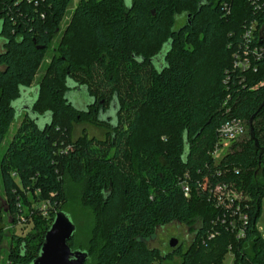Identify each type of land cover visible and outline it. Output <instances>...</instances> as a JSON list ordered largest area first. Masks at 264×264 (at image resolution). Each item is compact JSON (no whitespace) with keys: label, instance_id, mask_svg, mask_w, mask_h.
<instances>
[{"label":"trees","instance_id":"obj_1","mask_svg":"<svg viewBox=\"0 0 264 264\" xmlns=\"http://www.w3.org/2000/svg\"><path fill=\"white\" fill-rule=\"evenodd\" d=\"M72 2L0 0V148L18 113H25L0 160V185L15 226L30 217L26 207L35 212L27 234L11 235L5 264L38 257L67 202L66 177L85 182L82 202L94 212L97 234L88 248L73 239L69 245L89 251L93 264H162L177 257V264H222L229 247L234 264H264V238L256 230L264 197V59L240 71L232 58L245 26L256 21L264 32V0H257L259 11L250 0H79L60 34ZM58 34L36 97L22 109ZM124 73L130 83L123 95ZM73 91L91 103L77 108ZM234 119L247 132L215 162L217 130ZM83 125L105 138L85 129L76 136ZM206 177L211 188L226 182L242 195L245 239L220 223ZM198 222L186 250L163 254L147 244L159 227ZM2 240L0 230V264Z\"/></svg>","mask_w":264,"mask_h":264},{"label":"rangeland","instance_id":"obj_2","mask_svg":"<svg viewBox=\"0 0 264 264\" xmlns=\"http://www.w3.org/2000/svg\"><path fill=\"white\" fill-rule=\"evenodd\" d=\"M79 0H73L72 5L69 8L68 15L63 19L62 21V27H61V32L66 28L68 23L71 20L72 14L74 12V8L77 6ZM181 24L179 22L177 25ZM60 34L57 35L55 38L54 42L52 43L51 48L47 51L46 57L41 64L40 68L38 69L36 79L31 87L30 90L24 92V97L23 101L21 104V108L25 109V105L30 104V102L35 99L36 94H35V89L38 83L42 80L43 76L45 75V71L47 70V67L51 63V59L53 58L54 54H56L57 48H58V43H59V38ZM188 47H190V44L186 43ZM2 49V45L0 43V50ZM122 86H123V95L128 93V83H130V78L127 74L122 75ZM109 91V90H107ZM70 99L72 103L79 109H84L88 104L91 103V99L84 94L83 91L81 93L73 91L71 93ZM15 104V103H14ZM24 111L21 110V113L19 112L17 115V122H15L12 127L10 128V131L5 139L4 144L0 148V160L3 157L6 148L9 144V142L12 141L14 134L16 133V130L18 129L22 119H23ZM20 117V118H19ZM48 116L45 118H41L39 125L44 126L48 122ZM128 121H125L124 127L126 128L128 126ZM84 129H87L88 135L89 136H95L96 138H105V132L102 130H97L94 127H91L89 125H83V126H78L76 128V136L81 135ZM1 184V182H0ZM64 186H65V194L67 197V202L65 205L62 206V210L65 211L70 219L72 220L73 224L76 225L77 230L76 233L73 237V240H75L74 244L76 247H82V248H88L89 243L91 241V238L93 236L96 238L97 234H94V227L96 224L94 212L91 208L86 207L83 202H82V194L83 191L85 190L86 184L81 183V184H75L69 180V178L64 179ZM261 202V213L258 218L257 222V230L260 231L262 236L264 237V197ZM5 198H4V193L2 190V187L0 185V230L3 235V240H2V251H3V260L1 264H5V259H6V254L8 253V243H10L9 240H11V235L12 234H19V235H25L29 230L32 228V218L33 215H35L34 211H30L29 207H26L25 211L29 213L30 217L29 218H24V224H16L9 219V216L7 214V208ZM34 208H37L35 205ZM199 224V222L195 226H189V225H184L180 223H171L167 226L164 227H159L156 235L151 237L150 239L147 240V244L150 248H158L163 254L169 253L172 248L170 247V241L173 238L178 239L179 245L182 248V250L188 249L192 241L194 239V229L196 226ZM96 240V239H95ZM234 255L229 251V254H227L226 258L224 259L222 264H234ZM178 261H180V258H175V261L172 263H166V264H177ZM94 262V256L86 262V264H93Z\"/></svg>","mask_w":264,"mask_h":264},{"label":"built area","instance_id":"obj_3","mask_svg":"<svg viewBox=\"0 0 264 264\" xmlns=\"http://www.w3.org/2000/svg\"><path fill=\"white\" fill-rule=\"evenodd\" d=\"M250 1L252 2V5L255 6V10L259 11L262 9L257 0ZM227 13H230V10H227ZM232 48H234L232 58L233 68L235 70H249L255 66L256 61H263L264 32L262 31V28L258 26L256 21L245 26L241 42L237 44V46L233 47L232 45ZM246 132L247 125L242 120L234 119L225 122L217 130L218 141L211 152V156L215 162H219L228 152L231 143L243 137ZM222 175L223 173L221 171H218L216 174L217 177H222ZM185 177V180L182 181V187L185 196L190 197L191 188L188 182V177ZM204 188L208 190L209 198L212 200L211 203L222 213L221 219H219L221 220L220 223L227 226V230H230L238 240L245 239L247 236L246 230L249 228V215L245 211L248 205L244 203L242 195L234 189H231L232 187L226 182L217 183L211 188L207 177L204 179ZM45 208L46 206L44 205L39 209L42 211L45 210ZM44 214H46L45 211ZM23 222L24 218L22 217L17 222V225L24 224ZM258 232L260 233L259 230ZM217 234L218 232L210 234L209 240L213 239ZM229 250L231 251V247H229ZM1 259L3 260V256Z\"/></svg>","mask_w":264,"mask_h":264},{"label":"water","instance_id":"obj_4","mask_svg":"<svg viewBox=\"0 0 264 264\" xmlns=\"http://www.w3.org/2000/svg\"><path fill=\"white\" fill-rule=\"evenodd\" d=\"M253 119L254 117L251 122ZM76 230L77 227L68 214L63 210L57 211L45 235L40 253L31 264H86L90 259L89 251L80 248L73 249L69 245ZM170 247L173 251L178 249L180 247L178 239L173 238L170 241Z\"/></svg>","mask_w":264,"mask_h":264},{"label":"flooded vegetation","instance_id":"obj_5","mask_svg":"<svg viewBox=\"0 0 264 264\" xmlns=\"http://www.w3.org/2000/svg\"><path fill=\"white\" fill-rule=\"evenodd\" d=\"M183 21H184V20L182 19L181 22L183 23ZM24 114H25V113H24ZM23 116H24V115H23ZM85 130L88 131L87 129H85ZM92 137H95V136H92ZM179 248H181V247H179ZM181 250H182V248H181ZM172 251H173V250H171L169 253H171ZM167 254H168V253H167Z\"/></svg>","mask_w":264,"mask_h":264},{"label":"crops","instance_id":"obj_6","mask_svg":"<svg viewBox=\"0 0 264 264\" xmlns=\"http://www.w3.org/2000/svg\"><path fill=\"white\" fill-rule=\"evenodd\" d=\"M167 262H163L162 264H166Z\"/></svg>","mask_w":264,"mask_h":264}]
</instances>
